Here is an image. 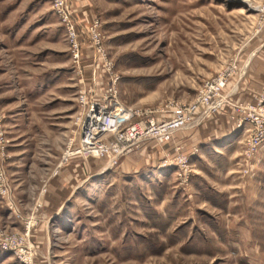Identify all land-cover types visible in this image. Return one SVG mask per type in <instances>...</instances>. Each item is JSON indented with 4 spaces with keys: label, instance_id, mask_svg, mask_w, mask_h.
<instances>
[{
    "label": "rangeland",
    "instance_id": "obj_1",
    "mask_svg": "<svg viewBox=\"0 0 264 264\" xmlns=\"http://www.w3.org/2000/svg\"><path fill=\"white\" fill-rule=\"evenodd\" d=\"M68 1L78 59L55 0H0L11 197L23 208L26 193L41 194L52 176L74 186L57 216L39 208L27 239L33 264H264V142L250 151L238 128L264 94V71L256 100L227 94L261 64L264 0ZM229 66L221 107L201 108L169 142L68 156L80 144L84 95L165 120ZM227 109L226 126L239 131L227 147L207 142L198 153L194 142L215 135ZM31 212L18 214V228L1 216L0 224L25 236ZM0 264L23 263L0 248Z\"/></svg>",
    "mask_w": 264,
    "mask_h": 264
},
{
    "label": "built area",
    "instance_id": "obj_2",
    "mask_svg": "<svg viewBox=\"0 0 264 264\" xmlns=\"http://www.w3.org/2000/svg\"><path fill=\"white\" fill-rule=\"evenodd\" d=\"M55 3V7L69 31V38L75 52L74 56L78 59L80 44L74 23L75 21H78L76 15L71 10L72 3L68 0H55ZM82 28L88 36V29H85L83 25ZM90 33H92L91 30ZM94 57L99 60L100 55H94ZM230 69L233 70L232 67L229 66L218 77L213 78L211 81H207L194 102L178 105L176 113L165 120H158L153 115L154 112L151 110L142 111L140 109L129 108L118 100H111L109 104L106 103V106H109V114L106 115L101 111L95 113L98 114L97 116L102 120V125L107 122V119L112 121L109 126L104 125L105 128L107 127V130L101 134H95V131L100 127V124L98 126L90 124L89 129H87V125L84 123V118H88V115L91 114V105H102L103 102L91 100L90 97L84 95L83 100L86 103L87 108L79 121L80 144L76 148L70 146L68 150L69 154L67 152L68 156L76 153L85 156H117L132 151L134 147L142 141L155 139L160 143L169 142L172 139L174 132L189 124L201 108L212 110L221 107L218 100L220 99L219 97H222V92L227 86L231 74ZM263 96L264 94H262V98H260L257 105L252 106L253 108L249 110L248 114L246 112V115L243 116L238 124L239 129L246 130V143L250 145V151H253L257 145L264 142ZM139 117L140 119L137 120ZM10 145L11 141L8 136L6 114H4L0 108V196L5 200L9 208L15 210V212L19 214L18 206L11 197V185L8 175L7 163L11 158ZM163 166L170 167L173 165L166 161ZM45 191L46 186L41 189V194L36 200L35 207L27 220V231L25 236L11 235L7 232V229L0 224V248L3 251L15 254L23 264L34 263V256L32 254L34 250L32 246L27 243V239L30 236L31 229L35 225L36 214L38 213L39 208L43 205L41 196Z\"/></svg>",
    "mask_w": 264,
    "mask_h": 264
},
{
    "label": "crops",
    "instance_id": "obj_3",
    "mask_svg": "<svg viewBox=\"0 0 264 264\" xmlns=\"http://www.w3.org/2000/svg\"><path fill=\"white\" fill-rule=\"evenodd\" d=\"M261 47H264V42L261 44ZM259 53L257 56V59L261 62V64H256V68L251 71L250 79H246L245 82H243L242 86L239 88H235L231 86L230 90L227 92V94H231L232 101H254L256 100L257 95L260 92V86L262 82V72L264 71V51L263 49L259 48ZM254 67V66H253ZM221 121L219 122V125H215L212 127L214 130L213 133L215 135L210 136L206 139H199L194 142V146H197L199 148V152L203 149L204 143L207 142H213L216 141L218 145H222L224 147H227L230 142L232 141L233 134L236 135V132L239 131L238 129L230 130L226 126V123L229 124V110H223L221 112ZM222 122V123H221ZM221 123V124H220ZM223 127V128H222ZM243 131V130H241ZM231 140V141H230ZM225 142H228L227 144H224ZM197 153V154H198ZM52 176V175H51ZM53 177V176H52ZM50 179V183L48 182V186H46L47 191L46 194L43 195L41 198V201L44 205V210L42 211V216L50 218L53 216H57L59 214V208L60 206L66 204L70 198V189L73 188V180H68V177L66 178H52ZM20 184V183H19ZM21 187V186H19ZM28 188V187H27ZM26 188V189H27ZM37 186L35 187V192L26 193L27 194V200L26 203L24 201L23 205L24 207H20V201L21 198H19V203H17L18 210L22 212V210L27 214L30 211H33L36 200L39 198V193L36 191ZM39 189V188H38ZM39 191V190H38ZM41 191V189H40ZM73 191V190H72ZM70 193V194H69ZM37 194V195H36ZM21 196V195H20ZM19 212V213H21ZM15 211L10 210L8 206L0 204V216L4 218V222L6 223V226L8 224L12 225V222L14 223V228H18L17 226L21 225L22 221L18 218V213ZM17 215V216H16ZM10 222V223H8ZM21 222V223H20Z\"/></svg>",
    "mask_w": 264,
    "mask_h": 264
},
{
    "label": "bare ground",
    "instance_id": "obj_4",
    "mask_svg": "<svg viewBox=\"0 0 264 264\" xmlns=\"http://www.w3.org/2000/svg\"><path fill=\"white\" fill-rule=\"evenodd\" d=\"M108 108L109 106H106V103L104 102L102 105H97V104L91 105L90 108L92 111L91 114L88 115V118L87 117L84 118V123L87 125V129H89L90 124H93L94 126L95 125L98 126L100 124V127L96 129L95 134H101L102 132L106 131L107 127L105 128L104 125L109 126L112 121L110 119H107V122L105 124L103 123L102 125V120L97 116L98 114L95 113L101 111L102 113H105L107 115L109 114Z\"/></svg>",
    "mask_w": 264,
    "mask_h": 264
}]
</instances>
